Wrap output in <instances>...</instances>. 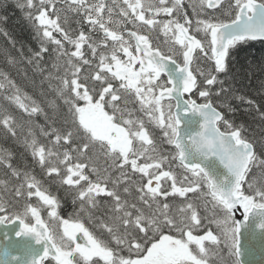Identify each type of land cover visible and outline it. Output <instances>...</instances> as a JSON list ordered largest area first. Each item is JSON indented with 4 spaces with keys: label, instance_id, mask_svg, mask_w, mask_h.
Returning <instances> with one entry per match:
<instances>
[{
    "label": "snow or ice",
    "instance_id": "obj_1",
    "mask_svg": "<svg viewBox=\"0 0 264 264\" xmlns=\"http://www.w3.org/2000/svg\"><path fill=\"white\" fill-rule=\"evenodd\" d=\"M16 7L39 38L20 57L48 91L39 100L0 71V131L49 183L0 149V225L18 224L20 242L0 264H241L242 229L264 233V144L257 152L226 115L236 109L220 76L231 50L264 41V0ZM18 62L8 55V65ZM52 183L72 194L75 218L59 214Z\"/></svg>",
    "mask_w": 264,
    "mask_h": 264
},
{
    "label": "trees",
    "instance_id": "obj_2",
    "mask_svg": "<svg viewBox=\"0 0 264 264\" xmlns=\"http://www.w3.org/2000/svg\"><path fill=\"white\" fill-rule=\"evenodd\" d=\"M10 41L14 42L15 46ZM20 49L23 50L25 57L31 55L32 51L39 49V38L36 36L32 23L26 19L25 13L16 7V0H0V71L10 72L29 94L43 100L44 98L40 95L41 89L47 92L48 84L46 82L42 84L39 71H34L26 59H21L18 51ZM8 55L16 57L19 61L15 67L7 64ZM41 64L46 69H50L51 57L45 54V59L41 61ZM228 68V73L221 74L220 79L224 81V87L230 89L228 99L236 111L226 113V115L237 125H243L245 136L256 145L257 152H260V146L264 144V119L256 110V105L264 107V90L260 88L261 83L264 82V43H246L231 50ZM216 87L218 88L219 85ZM236 95L252 99L255 105L249 108L247 104H241L234 99ZM47 99L53 100L54 94L49 93ZM213 100L216 101L215 96ZM57 103L60 102L57 101ZM65 112L66 109L61 104L59 114L62 116ZM37 123L42 124L43 117H40ZM0 149L12 152L15 165L34 169L37 177L44 179L45 185L48 186V179L44 177L38 166L32 164L31 156L25 152L22 143L5 137L0 131ZM253 171L255 172V169ZM0 179H7L2 169H0ZM50 190L60 199L59 214L64 218H75L72 194L65 192L55 183L51 184Z\"/></svg>",
    "mask_w": 264,
    "mask_h": 264
},
{
    "label": "water",
    "instance_id": "obj_3",
    "mask_svg": "<svg viewBox=\"0 0 264 264\" xmlns=\"http://www.w3.org/2000/svg\"><path fill=\"white\" fill-rule=\"evenodd\" d=\"M240 222L243 217L236 216ZM19 230L18 224L0 225V259L3 258L5 249L18 254L20 242L15 235ZM7 233V236L5 234ZM241 264H264V233L251 224L241 233Z\"/></svg>",
    "mask_w": 264,
    "mask_h": 264
},
{
    "label": "rangeland",
    "instance_id": "obj_4",
    "mask_svg": "<svg viewBox=\"0 0 264 264\" xmlns=\"http://www.w3.org/2000/svg\"><path fill=\"white\" fill-rule=\"evenodd\" d=\"M106 2L110 3L111 0H106ZM74 23H76V20H73V19L70 18V24H71V27H73V24H74ZM86 27H87V26H86ZM44 218L47 219V217H46V213H44Z\"/></svg>",
    "mask_w": 264,
    "mask_h": 264
},
{
    "label": "flooded vegetation",
    "instance_id": "obj_5",
    "mask_svg": "<svg viewBox=\"0 0 264 264\" xmlns=\"http://www.w3.org/2000/svg\"><path fill=\"white\" fill-rule=\"evenodd\" d=\"M189 13H191V9H189ZM257 43H260V42H257ZM238 46H239V45H238ZM90 228H92L93 230H95L94 225H91ZM234 259H235L234 257H233V258H230V259H229V264H232V261H233ZM46 264H47V262H46Z\"/></svg>",
    "mask_w": 264,
    "mask_h": 264
},
{
    "label": "bare ground",
    "instance_id": "obj_6",
    "mask_svg": "<svg viewBox=\"0 0 264 264\" xmlns=\"http://www.w3.org/2000/svg\"><path fill=\"white\" fill-rule=\"evenodd\" d=\"M18 70V69H17Z\"/></svg>",
    "mask_w": 264,
    "mask_h": 264
}]
</instances>
